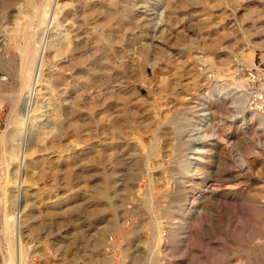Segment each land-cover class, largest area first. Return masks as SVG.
Here are the masks:
<instances>
[{"label":"rangeland","instance_id":"rangeland-1","mask_svg":"<svg viewBox=\"0 0 264 264\" xmlns=\"http://www.w3.org/2000/svg\"><path fill=\"white\" fill-rule=\"evenodd\" d=\"M26 1L0 0L5 58ZM68 2L53 0L33 35L41 79L0 107V264H264V111L251 104L264 90V0ZM92 6L99 15L77 33ZM75 43L76 63L55 52ZM103 121L130 139L105 150ZM4 213L18 231L12 259Z\"/></svg>","mask_w":264,"mask_h":264},{"label":"bare ground","instance_id":"bare-ground-1","mask_svg":"<svg viewBox=\"0 0 264 264\" xmlns=\"http://www.w3.org/2000/svg\"><path fill=\"white\" fill-rule=\"evenodd\" d=\"M42 2L40 3H36L35 0L34 2H29V0H27L25 2V5L20 9V13L23 14L26 18L25 21L23 20V23H20V21H18V17L16 18V22L15 25L17 26V28H15L14 32L10 34L9 37V42L13 43L14 48L13 51H15V55L12 53H10V46H8V42L4 43L3 45V50L4 53L7 55V57H4V54H0V68L4 69L7 71V74L9 76V78L12 81V85H8L5 83H2L1 86V90H0V107L3 106V104L5 102H13L18 101V97L19 95H17L13 90H15V86L19 85V87L21 86V90L23 91L20 95L24 94L25 91H29L32 90L35 87V84L37 82H39V80L41 79L40 77L43 74V69H45V61H44V54L42 52V48H41V42H38L37 38L36 40H33V35L36 31V27L38 30V26L42 23H45V19L49 16V12L53 10V4L52 1L53 0H41ZM84 0H69L68 3H71L72 5L77 4V3H81ZM59 2V1H58ZM68 7V6H67ZM64 8V7H63ZM66 8V6H65ZM58 10V9H57ZM56 10V11H57ZM109 13L110 16H114V10L112 8H109ZM55 11V12H56ZM100 9L98 8H94L93 6L86 9V11L81 14L82 19L81 20H77L73 19V21L76 23V32L77 33H81L83 28H84V22L89 21L90 19H94L95 17H97L99 15ZM19 16V13H18ZM12 19V18H11ZM58 19V18H57ZM48 20V19H47ZM22 21V20H21ZM44 21V22H43ZM58 21V20H57ZM99 25V24H98ZM15 26V27H16ZM37 32V31H36ZM39 33V31H38ZM45 34V33H44ZM40 34H38L37 36H39ZM68 36V35H67ZM36 37V36H35ZM43 37V36H42ZM39 38V37H38ZM5 40V38H4ZM57 42V41H56ZM55 43V42H54ZM41 44V45H40ZM49 44V43H48ZM47 44V45H48ZM53 44V43H51ZM62 44V43H61ZM65 44V43H64ZM79 43H75L74 47L72 49H69V47L66 46H60L61 48L58 49L57 51H55L56 53H58V55L63 56L66 51H70L72 53V57L70 58V61H73L74 63L78 62V60L80 59L79 56H82V54L79 53L80 51V47H79ZM12 46V47H13ZM50 46V45H49ZM45 47V46H44ZM48 48V47H46ZM50 48V47H49ZM12 49V48H11ZM57 49V47H56ZM44 50V49H43ZM48 50V49H47ZM12 52V51H11ZM56 58V56L54 57ZM57 59V58H56ZM143 61H144V65L148 64L149 61V55L148 54H144L143 55ZM96 88V90L98 92L102 91V83H101V79H98L95 84L93 86H91V88ZM20 88H18L19 91ZM88 89V88H86ZM85 89V90H86ZM21 92V91H20ZM26 94V92H25ZM15 95H17L18 97L15 99ZM25 96V95H24ZM78 96V98H77ZM75 99V105H83L85 108H91V104L89 101H87L84 96L82 95V93H78ZM115 96L118 97V95L116 94ZM15 103V102H14ZM20 103V101H18V104ZM17 104V106H18ZM14 106V105H13ZM17 108V107H16ZM45 108V107H44ZM14 109V108H13ZM12 109V110H13ZM56 110V109H55ZM58 113V112H57ZM15 114V113H14ZM11 117V115H10ZM41 117V116H40ZM35 118V117H34ZM10 118H8L9 120ZM58 119V118H57ZM54 120V118H53ZM10 124L14 126V130L13 132H17L20 129H22V124L19 117H15L12 116L11 120H9ZM34 121V120H33ZM31 123V122H30ZM34 124V123H33ZM57 124V123H56ZM35 125V124H34ZM9 126V125H8ZM25 125H23V129ZM57 126V125H56ZM32 126H29V131L30 129H32ZM42 127V126H41ZM62 127V124H61ZM54 128V127H53ZM46 130V129H45ZM34 131V129L32 130V132ZM40 132V130L38 131ZM37 132V133H38ZM45 132V131H43ZM55 132V131H54ZM57 132V131H56ZM11 135V134H10ZM38 135V134H37ZM46 135L47 132L45 133V135L43 136L42 133L40 135L39 133V140L36 143V146H31L30 149H32L30 151V155L34 154L35 150L37 151V147L41 146V143L43 142V138L45 137L46 139ZM131 135V134H130ZM9 136V135H8ZM7 138V137H5ZM101 138H102V143L104 145V149H112L113 151L119 146V143L121 142L122 138H125L124 140H129V136L128 134H123L121 132V128H120V124L118 123H108L103 121L101 123ZM37 139V138H36ZM6 140V139H5ZM15 141V140H14ZM6 142V141H5ZM8 142V141H7ZM11 142V141H10ZM45 142V141H44ZM2 144V143H0ZM35 143H33L34 145ZM6 146V144L1 145L0 146V163L2 161H4V157L7 155H4V147ZM8 149V148H7ZM21 149V148H20ZM7 151H5L6 153ZM14 155V154H13ZM8 157V156H6ZM10 157V156H9ZM8 161V160H7ZM2 165V164H1ZM14 174V173H13ZM5 196V195H4ZM3 196V197H4ZM11 199V198H10ZM7 200V199H6ZM12 203V202H11ZM10 203V204H11ZM148 202L146 201V206H148L149 204H147ZM14 208L13 209H18L16 206V202L13 203ZM145 206V207H146ZM1 207H3L1 205ZM9 207V206H8ZM12 207V206H11ZM5 208V206H4ZM3 209V208H1ZM147 209V208H146ZM12 210V209H11ZM4 211V210H3ZM13 211V210H12ZM15 212V211H13ZM13 214V213H12ZM2 216V215H1ZM10 215L8 213H4V218H3V225L5 226L4 229L7 230V228H11L10 230L8 229V231L11 232V230L13 231L12 236L10 235V232H6L5 230L1 229L2 231H5V235H7V239L11 242V246H10V256L8 253V257H10L9 259H12L13 254L16 253L14 252V248L16 247L14 244V230L16 228H14V220L11 218L9 219ZM156 217V216H155ZM15 218V217H14ZM12 220V221H11ZM18 221V220H17ZM147 221V219L145 220V222ZM152 221V220H151ZM149 222L150 227L154 229H157L158 231V224L154 221ZM148 222V221H147ZM146 225V223H143ZM161 224V223H160ZM21 229V228H20ZM160 230V229H159ZM17 231V229H16ZM21 230H19L20 232ZM157 231L155 232L154 239L155 240H159L157 236ZM170 231V230H169ZM175 231V230H174ZM18 232V231H17ZM184 232V230H183ZM171 233V232H170ZM182 234V233H181ZM169 236V235H168ZM167 236V237H168ZM164 237V235H163ZM180 237L172 234L171 236H169V240L171 239V241H176L177 239H179ZM22 241V240H21ZM21 241L19 243H21ZM10 244V242H7ZM159 243V242H158ZM178 243V242H177ZM172 246V245H171ZM20 247V245H19ZM261 247V246H260ZM173 248V247H172ZM20 249V253L21 255L24 257L25 252H26V247L24 246V244L21 245ZM18 249V251H19ZM145 249V248H144ZM261 249L263 250V248L261 247ZM260 249V251H261ZM16 251V248H15ZM14 252V253H13ZM138 253V252H137ZM138 254H136L137 256ZM151 255V254H150ZM20 256V255H19ZM17 257V256H16ZM139 257V256H137ZM21 259V258H20ZM13 260V259H12ZM12 260H10V262L8 264H14L12 262ZM132 260V259H131ZM25 259L22 261L21 260V264H25L26 262H24ZM17 264V263H16ZM20 264V263H19Z\"/></svg>","mask_w":264,"mask_h":264},{"label":"built area","instance_id":"built-area-1","mask_svg":"<svg viewBox=\"0 0 264 264\" xmlns=\"http://www.w3.org/2000/svg\"><path fill=\"white\" fill-rule=\"evenodd\" d=\"M249 73H250V77L248 78L250 79L251 85H256L258 80H260L259 74H257L253 70H250ZM251 102L254 109H257L258 111L259 110L264 111V90H259V89L255 90Z\"/></svg>","mask_w":264,"mask_h":264}]
</instances>
